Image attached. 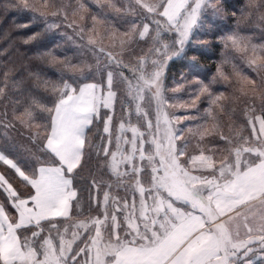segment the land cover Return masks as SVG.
<instances>
[{
  "label": "snow or ice",
  "instance_id": "1",
  "mask_svg": "<svg viewBox=\"0 0 264 264\" xmlns=\"http://www.w3.org/2000/svg\"><path fill=\"white\" fill-rule=\"evenodd\" d=\"M234 7L0 0L38 29L0 49V264H264V0Z\"/></svg>",
  "mask_w": 264,
  "mask_h": 264
},
{
  "label": "trees",
  "instance_id": "2",
  "mask_svg": "<svg viewBox=\"0 0 264 264\" xmlns=\"http://www.w3.org/2000/svg\"><path fill=\"white\" fill-rule=\"evenodd\" d=\"M227 3L234 5L235 7L232 8L229 13L231 14V11H235L236 8H238L241 4L245 3V0H227ZM26 17L22 15H18L15 12H11L9 14H4L0 12V49H3L7 46L9 41H15L14 46L9 50V55L15 58L17 56L16 48H19V52L26 54L27 57H31L32 52L34 51V46L31 45H24L20 42L19 39H17L20 36H23L27 34L29 31H36L38 29L31 28L28 30L25 29H18L16 25L23 24L26 21ZM232 22V21H231ZM5 32L8 33V36L5 38ZM44 43L47 47H52L53 44L59 43L57 42L56 38H47ZM59 54L67 55L69 57L73 56L72 51L67 52L62 44L61 47L58 49ZM218 48H210L208 52L204 53L201 67L203 69L207 68V71L210 73L215 72V63L214 61L218 58ZM4 56H0V62L5 61ZM27 64L35 65L40 68V71L43 73H47L49 77H52L53 79L56 78V68L51 65H44L39 61L28 59L26 61ZM181 70H184L182 68V65L179 61L176 62L171 68V71L173 73H177ZM206 74V73H205ZM207 75V74H206Z\"/></svg>",
  "mask_w": 264,
  "mask_h": 264
},
{
  "label": "rangeland",
  "instance_id": "3",
  "mask_svg": "<svg viewBox=\"0 0 264 264\" xmlns=\"http://www.w3.org/2000/svg\"><path fill=\"white\" fill-rule=\"evenodd\" d=\"M228 14L230 15V13H228ZM224 24L231 25L232 22L229 19L223 18V22H222L221 26H223ZM253 38H254V40L256 42H259L260 40L264 39V37L261 36L259 30H257V31L254 32ZM56 39H57V42L61 43L58 38H56ZM61 44H62L63 48L67 52L72 51V54H74V51L75 50H74V47H73L72 44H70V43H61ZM210 48H212V47L211 46L208 47L205 52H208V50H210ZM204 70H205V73L208 76H211L212 75V73H210V72L207 71V68H205ZM229 70H231V69H229ZM43 74H45L46 76H48L47 73H45V72H43ZM2 107H3V104H2V102H0V109H2ZM177 111H178V114H185L183 109H178ZM192 111H194V110H192ZM13 135L15 136L16 141L18 142V144H20V145H27L28 144L27 138L24 137L22 134L13 133ZM0 167H3V165L0 164Z\"/></svg>",
  "mask_w": 264,
  "mask_h": 264
}]
</instances>
